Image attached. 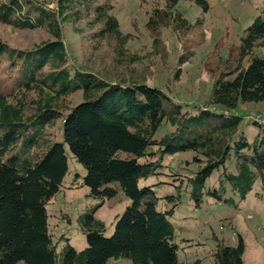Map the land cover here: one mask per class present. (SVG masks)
<instances>
[{
    "label": "trees",
    "instance_id": "1",
    "mask_svg": "<svg viewBox=\"0 0 264 264\" xmlns=\"http://www.w3.org/2000/svg\"><path fill=\"white\" fill-rule=\"evenodd\" d=\"M164 1L154 4L145 22L159 54L164 29L182 35L191 28L177 0ZM193 1L208 10L206 0ZM52 2L50 8L39 0H0V24L48 35L26 49L0 39V63L9 79L0 89V264H107L119 257L128 264H200L178 260L169 220L174 211L159 210L152 185L139 182L159 172L165 155L192 152L198 167L188 185L195 207L204 195L221 200L227 183L244 199L260 178L264 194V121L251 120L256 133L248 139L249 122L233 112L239 103L264 101V53H256L264 48V3L226 55L216 43L206 56L210 93L203 104H189L127 70L138 56L125 50L130 35L121 32L111 0ZM80 23L96 43L110 45L116 66L127 71L106 79L70 63L62 29L70 24L82 34ZM183 43L178 65L190 59V43ZM78 93L81 99L73 103ZM61 118L62 141H53L49 129ZM163 124L170 129L156 137ZM64 144L85 168L81 184L98 200L79 217L86 238L81 250L66 238L57 251L48 223L47 204L68 172ZM217 170L218 186L205 189ZM115 183L130 204L105 236L94 213L116 195L117 187L110 186ZM237 238L232 246L217 240L212 264H243L244 243Z\"/></svg>",
    "mask_w": 264,
    "mask_h": 264
},
{
    "label": "rangeland",
    "instance_id": "2",
    "mask_svg": "<svg viewBox=\"0 0 264 264\" xmlns=\"http://www.w3.org/2000/svg\"><path fill=\"white\" fill-rule=\"evenodd\" d=\"M39 1L50 8L54 7L52 0ZM206 1L209 8L204 12L193 0H177L176 9L188 20L191 28L182 35L171 28L164 29L163 49L159 54L152 47L145 22L154 4L158 2L163 6L165 1L111 0L112 14L117 19L121 32L130 35L125 50L138 56L137 61L131 63L127 70L143 76L147 84L160 88L177 102L204 103L212 83L204 66L206 56L216 43L222 46L221 55H226L228 47L239 42L242 30L250 24L264 3V0ZM78 25L85 29L82 23ZM62 31L64 43L70 53V63L76 67L83 65L106 79H114L115 75L127 71L123 65L116 66L110 45L106 41L96 43L89 30L85 29L79 34L72 25L66 24ZM46 38L48 35L41 30L20 31L0 24V39L11 47L26 49ZM186 41L190 43V59L178 65L183 42ZM256 53L262 55L264 48ZM8 84L5 63H0V89L6 88ZM80 99V93L72 96L73 103H78ZM233 112L242 115L245 122H249L244 129L248 139H252L256 128L251 120L257 118L264 121V101L239 103ZM169 129L163 124L155 136L158 137ZM49 130L53 141L61 142L62 118L55 121ZM64 149L68 172L60 190L47 204L49 229L53 242L57 244V251L67 241L66 238L76 250H81L86 246V238L81 231L79 217L98 200L90 196L89 189L81 184L85 168L72 156L66 144ZM193 155L192 152L167 154L164 157L165 164L159 168V172L139 182V186L152 185L159 198V210L173 209L174 213L169 216V220L175 228L178 260L186 263L198 259L200 264H212L217 240L232 246L237 244L239 235L244 243L243 264H264V194L260 178L256 179L244 199L234 194L227 183L221 200L204 195L199 207H195L188 185V179L194 176L198 167L193 161ZM219 175L220 171H214L206 179L205 189L217 187ZM110 186L116 188L117 184ZM168 196H172V199H167ZM129 204L128 197L117 187L116 195L106 199L97 208L94 215L104 223L105 236L113 232L117 217ZM62 234L65 238H61ZM129 262V259L119 257L109 259L107 264Z\"/></svg>",
    "mask_w": 264,
    "mask_h": 264
}]
</instances>
